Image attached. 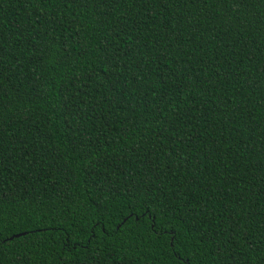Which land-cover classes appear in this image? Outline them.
I'll return each instance as SVG.
<instances>
[{
    "label": "trees",
    "instance_id": "1",
    "mask_svg": "<svg viewBox=\"0 0 264 264\" xmlns=\"http://www.w3.org/2000/svg\"><path fill=\"white\" fill-rule=\"evenodd\" d=\"M0 264H264V0H0Z\"/></svg>",
    "mask_w": 264,
    "mask_h": 264
},
{
    "label": "water",
    "instance_id": "2",
    "mask_svg": "<svg viewBox=\"0 0 264 264\" xmlns=\"http://www.w3.org/2000/svg\"><path fill=\"white\" fill-rule=\"evenodd\" d=\"M18 235H19V234H18ZM18 235H17V236H18Z\"/></svg>",
    "mask_w": 264,
    "mask_h": 264
}]
</instances>
